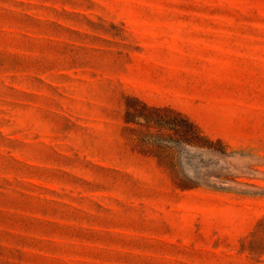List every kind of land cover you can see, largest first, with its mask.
<instances>
[{
  "label": "rangeland",
  "instance_id": "1",
  "mask_svg": "<svg viewBox=\"0 0 264 264\" xmlns=\"http://www.w3.org/2000/svg\"><path fill=\"white\" fill-rule=\"evenodd\" d=\"M0 264H264V0H0Z\"/></svg>",
  "mask_w": 264,
  "mask_h": 264
},
{
  "label": "trees",
  "instance_id": "2",
  "mask_svg": "<svg viewBox=\"0 0 264 264\" xmlns=\"http://www.w3.org/2000/svg\"><path fill=\"white\" fill-rule=\"evenodd\" d=\"M124 123L137 127L130 128V131L137 134L140 152L156 157L160 163L175 148L189 146L200 149L209 148L213 144L180 112L167 107L150 106L136 98L126 99ZM216 143L220 144L219 141ZM166 168L174 174V184L181 191L191 190L200 185L199 182L189 179H178L175 165L168 164Z\"/></svg>",
  "mask_w": 264,
  "mask_h": 264
}]
</instances>
